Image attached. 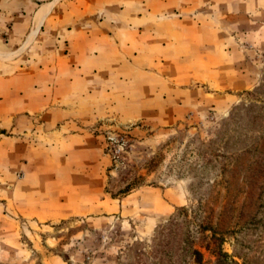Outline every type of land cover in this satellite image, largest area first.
<instances>
[{
  "label": "rangeland",
  "instance_id": "374dc122",
  "mask_svg": "<svg viewBox=\"0 0 264 264\" xmlns=\"http://www.w3.org/2000/svg\"><path fill=\"white\" fill-rule=\"evenodd\" d=\"M142 1L0 47V264H264V0Z\"/></svg>",
  "mask_w": 264,
  "mask_h": 264
},
{
  "label": "crops",
  "instance_id": "0c3cea01",
  "mask_svg": "<svg viewBox=\"0 0 264 264\" xmlns=\"http://www.w3.org/2000/svg\"><path fill=\"white\" fill-rule=\"evenodd\" d=\"M74 1L0 0V47L25 46L29 51L42 46L47 34L51 53L60 59L76 54L93 36L103 35L112 40L117 23L110 6L115 0H85L82 5L72 7ZM150 1L143 0L141 7L147 8L148 13ZM7 35L10 45L4 40Z\"/></svg>",
  "mask_w": 264,
  "mask_h": 264
},
{
  "label": "trees",
  "instance_id": "16d2710c",
  "mask_svg": "<svg viewBox=\"0 0 264 264\" xmlns=\"http://www.w3.org/2000/svg\"><path fill=\"white\" fill-rule=\"evenodd\" d=\"M194 255L196 257V263L201 264L202 263V255H201V253L198 252V251H195Z\"/></svg>",
  "mask_w": 264,
  "mask_h": 264
}]
</instances>
